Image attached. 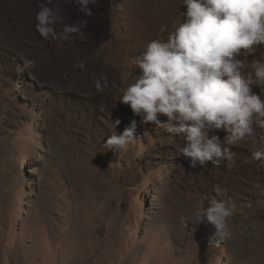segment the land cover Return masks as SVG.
<instances>
[{"label": "rangeland", "instance_id": "rangeland-1", "mask_svg": "<svg viewBox=\"0 0 264 264\" xmlns=\"http://www.w3.org/2000/svg\"><path fill=\"white\" fill-rule=\"evenodd\" d=\"M43 2L0 0V264H264V164L246 162L252 144L233 147L231 165L192 169L183 141L141 123L112 86L133 81L130 58L181 22L182 0H98L91 16L52 0L58 32L87 20L70 40L36 32ZM134 119L136 142L114 155L107 138ZM214 185L236 205L234 238L220 247L193 215Z\"/></svg>", "mask_w": 264, "mask_h": 264}, {"label": "clouds", "instance_id": "clouds-1", "mask_svg": "<svg viewBox=\"0 0 264 264\" xmlns=\"http://www.w3.org/2000/svg\"><path fill=\"white\" fill-rule=\"evenodd\" d=\"M44 0L35 15V30L44 40H70L81 35L87 20L79 24L62 23L59 8ZM78 11L91 16L89 5L98 0H74ZM181 22L169 30L159 27L157 37L131 57L136 69L134 79L119 88V102L128 106L143 124L163 129L169 138H179V157L189 167H206L210 162L219 166L234 160L232 148L251 143L247 163L264 164V0H182ZM164 33H167L166 39ZM251 57V60L244 58ZM35 60L24 62L33 68ZM83 70L85 61L74 65ZM251 69L250 71L248 69ZM97 91L108 86L107 77L94 82ZM258 89V91H254ZM164 117L165 119H161ZM115 129L121 123L112 121ZM137 121L134 119L120 133L111 134L105 147L118 156L136 142ZM223 132L221 137L219 133ZM216 194L206 207L197 208L195 224H204L213 233L216 247L230 242L234 232L230 227L236 205L217 196L227 189L213 186ZM185 227L188 222L183 220ZM241 236L253 235L247 228Z\"/></svg>", "mask_w": 264, "mask_h": 264}]
</instances>
